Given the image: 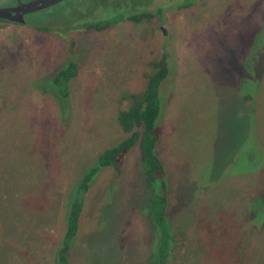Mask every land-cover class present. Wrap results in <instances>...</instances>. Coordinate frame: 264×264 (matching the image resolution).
<instances>
[{"label":"rangeland","instance_id":"374dc122","mask_svg":"<svg viewBox=\"0 0 264 264\" xmlns=\"http://www.w3.org/2000/svg\"><path fill=\"white\" fill-rule=\"evenodd\" d=\"M187 1L83 35L0 26V264H53L70 190L125 137L116 112L162 53L155 154L173 264H264V0ZM66 60L63 109L44 81ZM122 158L83 195L69 264H157L136 145Z\"/></svg>","mask_w":264,"mask_h":264},{"label":"trees","instance_id":"16d2710c","mask_svg":"<svg viewBox=\"0 0 264 264\" xmlns=\"http://www.w3.org/2000/svg\"><path fill=\"white\" fill-rule=\"evenodd\" d=\"M150 2L151 0L109 1L104 6L109 16L105 15L99 19L98 23L94 24V27L96 30H103L114 23L125 20L139 22L143 18L148 19L151 15L146 9ZM189 2L186 0L184 4ZM148 66L150 70L144 75L142 88L134 93L127 94L125 96L127 106L116 112L115 120L125 137L116 144L98 152L95 155L94 163L83 171L69 192L65 211L64 231L55 249L53 264H69L68 251L71 241L77 234L79 216L82 209V197L96 175L106 168H111L118 174L123 155L134 145L137 147L143 186L147 190L149 197V210L153 225L151 254L156 256L157 264H173L172 249L175 241L165 217L167 187L164 176L165 170L155 154L157 142L156 124L161 109L159 87L169 72L164 53L158 59L149 61ZM75 74V63L71 60H66L50 79L44 81L45 90L52 93L63 109L66 107L67 83ZM242 98L247 103L250 100L247 94ZM64 113L63 115H65Z\"/></svg>","mask_w":264,"mask_h":264},{"label":"flooded vegetation","instance_id":"af4514ba","mask_svg":"<svg viewBox=\"0 0 264 264\" xmlns=\"http://www.w3.org/2000/svg\"><path fill=\"white\" fill-rule=\"evenodd\" d=\"M109 1L114 0H56L53 3L50 0H0V11L4 13L0 26L10 25L15 30L54 36L97 33L124 22L103 30L95 29L94 24L104 17L100 15L106 12L104 6ZM64 16L68 19L63 20Z\"/></svg>","mask_w":264,"mask_h":264},{"label":"water","instance_id":"95a60500","mask_svg":"<svg viewBox=\"0 0 264 264\" xmlns=\"http://www.w3.org/2000/svg\"><path fill=\"white\" fill-rule=\"evenodd\" d=\"M56 0H50V2H55ZM0 17H4V13L0 11ZM161 29V28H160ZM162 30V29H161ZM162 33H163V30H162Z\"/></svg>","mask_w":264,"mask_h":264}]
</instances>
